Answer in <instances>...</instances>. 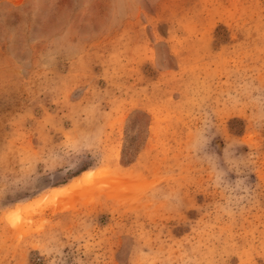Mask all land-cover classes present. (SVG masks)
I'll return each mask as SVG.
<instances>
[{"label": "rangeland", "instance_id": "rangeland-1", "mask_svg": "<svg viewBox=\"0 0 264 264\" xmlns=\"http://www.w3.org/2000/svg\"><path fill=\"white\" fill-rule=\"evenodd\" d=\"M0 264H264V0H0Z\"/></svg>", "mask_w": 264, "mask_h": 264}, {"label": "bare ground", "instance_id": "bare-ground-1", "mask_svg": "<svg viewBox=\"0 0 264 264\" xmlns=\"http://www.w3.org/2000/svg\"><path fill=\"white\" fill-rule=\"evenodd\" d=\"M91 172V171H90Z\"/></svg>", "mask_w": 264, "mask_h": 264}]
</instances>
